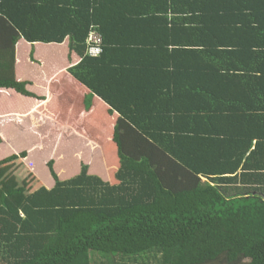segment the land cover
Instances as JSON below:
<instances>
[{
  "label": "trees",
  "instance_id": "16d2710c",
  "mask_svg": "<svg viewBox=\"0 0 264 264\" xmlns=\"http://www.w3.org/2000/svg\"><path fill=\"white\" fill-rule=\"evenodd\" d=\"M21 39L66 42L119 167L0 182V264H264V0H0V50Z\"/></svg>",
  "mask_w": 264,
  "mask_h": 264
},
{
  "label": "crops",
  "instance_id": "0c3cea01",
  "mask_svg": "<svg viewBox=\"0 0 264 264\" xmlns=\"http://www.w3.org/2000/svg\"><path fill=\"white\" fill-rule=\"evenodd\" d=\"M53 46L66 48V42L33 45L21 39L11 48L15 55L11 59L13 67L9 59L0 55V78L28 81V90L33 93L26 95L14 88L0 89V135L3 139L0 160L13 154L20 156L1 167L0 182L16 180L30 190L42 185L51 188L55 184L51 161L61 179L78 174L82 163L89 164L91 172L106 176L104 171L93 168L89 155L94 158L98 155L108 179H111L112 169L119 167L117 145L113 140L119 113L110 112V105L98 95H94L91 107L87 108L86 97L91 90L69 70L79 59L71 58L68 53L52 52ZM29 51L32 54H28ZM26 135L27 140L24 139ZM106 138L111 141L107 143ZM88 143L95 151L88 150ZM22 152L26 156H22ZM66 154L71 160L65 165L62 160ZM40 156L44 166L39 164ZM24 169L31 171L35 179L22 176L20 172ZM112 175L114 177V172Z\"/></svg>",
  "mask_w": 264,
  "mask_h": 264
},
{
  "label": "rangeland",
  "instance_id": "374dc122",
  "mask_svg": "<svg viewBox=\"0 0 264 264\" xmlns=\"http://www.w3.org/2000/svg\"><path fill=\"white\" fill-rule=\"evenodd\" d=\"M24 48H25V47H24ZM67 49H69L67 46H66V48L63 47V46H53L51 51H52V52H55V53L59 52L60 54H63V53L66 54ZM22 50H23V49H22ZM44 50H45V51L47 50L46 47L44 48ZM12 52H14V50H10V52H8V51H4L3 53L0 52V55L3 56L4 58H8V57H10V56L13 55ZM28 54H32V51H29ZM14 56H15V55H13V56L11 57V59H13ZM24 56H26V53H24ZM29 56H30V55H29ZM33 135H34V134H33ZM33 135H32V136H33ZM27 136H28V135L24 136V139L27 140ZM106 140H107V143H109V142L111 141V139H109V138H106ZM89 142H90V141H89ZM61 145H62V144H61ZM64 145H65V144H63L62 149H63ZM94 147H95V145H94ZM90 148H92V149L94 150L93 146H92L91 144L88 143V150H89ZM94 151H95V150H94ZM48 152H49V155H50V154H51V151L49 150ZM63 154H64V153H63ZM89 154H90V152H89ZM95 157H96V158L91 157V156L89 155V159L91 160L90 163L92 164L93 168H95V170H98V169H99V170H101V171H104L105 174H106V176H104V177L106 178V177L108 176L107 173H106L107 170H106L105 168H103V166H102V164H101V160L99 159L98 155H95ZM70 160H71V158L68 156V154H66L65 157H64L63 160H62V163L66 165L67 163H69ZM114 160H115V158H114ZM38 161H39V164H40V165H43V166H44V159L42 158V156L38 157ZM116 161H117V159H116ZM116 161H115V162H116ZM77 162H80V161L78 160ZM117 164H118V162H117ZM115 166H116V165H114V167H115ZM89 171L91 172L90 169H89ZM115 171H116V170L113 171V169H112L109 178L114 179V177H113V175H112V172L115 173ZM91 173H93V172H91ZM48 182H49V181H48Z\"/></svg>",
  "mask_w": 264,
  "mask_h": 264
},
{
  "label": "built area",
  "instance_id": "2783aa9c",
  "mask_svg": "<svg viewBox=\"0 0 264 264\" xmlns=\"http://www.w3.org/2000/svg\"><path fill=\"white\" fill-rule=\"evenodd\" d=\"M103 51V35L99 28L93 27L88 37V54L99 56Z\"/></svg>",
  "mask_w": 264,
  "mask_h": 264
}]
</instances>
